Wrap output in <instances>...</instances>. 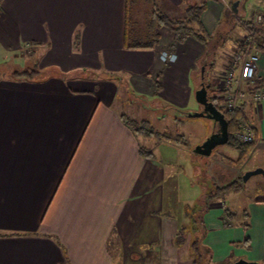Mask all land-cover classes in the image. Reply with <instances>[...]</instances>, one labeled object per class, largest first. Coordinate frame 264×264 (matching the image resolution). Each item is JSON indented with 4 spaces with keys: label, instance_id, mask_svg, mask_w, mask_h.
Listing matches in <instances>:
<instances>
[{
    "label": "crops",
    "instance_id": "crops-1",
    "mask_svg": "<svg viewBox=\"0 0 264 264\" xmlns=\"http://www.w3.org/2000/svg\"><path fill=\"white\" fill-rule=\"evenodd\" d=\"M243 1L0 0V264H192L175 241L181 221L165 217L185 206L162 174L164 163L179 160L164 148L155 155V135L124 118L149 123L161 100L188 111L201 82H215L210 95L221 104L218 77L245 30L259 26L264 37V14L243 20ZM194 5L203 6L197 30L206 45L192 35L177 40L157 18L180 19ZM135 6L143 12L132 13ZM252 44L254 83L264 85V49ZM164 50L176 61L164 62ZM23 69L37 73L12 75ZM196 104L189 112L202 110ZM238 115L255 132L245 170L262 172L251 177L241 221L208 203L200 239L215 264H264V105L245 101ZM211 121L209 132L218 133ZM169 143L156 142L179 145ZM212 165L236 176L220 188L238 187L239 167Z\"/></svg>",
    "mask_w": 264,
    "mask_h": 264
},
{
    "label": "rangeland",
    "instance_id": "rangeland-1",
    "mask_svg": "<svg viewBox=\"0 0 264 264\" xmlns=\"http://www.w3.org/2000/svg\"><path fill=\"white\" fill-rule=\"evenodd\" d=\"M242 6L244 16L241 17L243 20L248 19L250 15H254L255 13L264 14V0H244ZM138 8L139 9L137 10L136 6L133 7L132 13L134 11L143 12L141 6ZM241 17L234 19V33L238 32L240 27V23L238 21L242 19ZM140 19H142V21L147 19L145 11ZM259 33L261 35V28ZM92 70L95 71L94 69ZM88 71L89 70H86L83 73L88 74ZM214 84L215 82L211 81V86L207 90L209 94L214 91ZM126 95L127 97L134 96L132 93H127ZM148 100L149 99H144L145 105L151 104ZM141 105H143L142 102ZM196 106L198 105L195 102L194 95L191 97V105L188 107V111H178L177 108L175 109V107L166 104L161 100L160 103L155 106L154 118H151V121L146 124V129L158 132L162 135L161 137H157L156 133L154 136V143L150 146L151 151H153L155 155L162 152L164 148V151L169 157L173 156L179 160L174 164L164 163V171L162 172L165 176L164 179L175 183L177 201L185 204L184 208L181 210L173 211L170 208L165 214V217L176 218L181 221L175 235V241H179V243H181L180 246H182V254L185 258H197L198 262L201 264H215L212 262V258H210L211 249L208 245L203 244L200 239L202 231L205 230V226L202 222L204 210L207 209L209 202L219 201L223 206V215L228 212H232L236 214V221H241V212L245 208L246 202L248 201L247 195L249 183L254 174L249 175L246 179L242 178L246 172L252 171V169L245 170L248 165V154L246 152L244 156L239 158L236 162L235 160L238 155V149L236 150V148H230L226 144L215 145L213 147V151L207 155L199 153H194L192 155L193 157L184 155V153L186 155L187 153L186 149H183V147L194 150L196 146L202 144L206 137L210 135L209 126L212 122L210 119L204 116L186 117V115L196 113L189 112L196 108ZM139 111L141 113L140 109ZM134 121L139 123L138 120ZM177 136L181 139V142H178L179 145H177L178 143H175L174 140ZM164 139H170L171 143H175L177 146L171 147V145L168 144L165 146H158V140L160 141ZM167 145L170 146L169 149L166 147ZM156 146L157 148H155ZM191 159H193V164L191 163ZM215 160H222V162L235 168L239 167L240 170L238 173H240L237 174L239 182L238 187L235 190L220 188L224 183H228L236 176L234 177L227 167L212 165V162ZM242 166L244 168L241 169ZM222 173L225 174V177L221 175ZM187 193L193 195V200L190 201L187 198H184ZM195 197L197 198L195 199ZM182 198L186 200H183ZM231 217L232 216H229V219H233ZM192 242H195L194 249L191 248ZM145 249L147 248H144V251L146 252L147 250ZM218 264H224V262L220 260Z\"/></svg>",
    "mask_w": 264,
    "mask_h": 264
},
{
    "label": "built area",
    "instance_id": "built-area-1",
    "mask_svg": "<svg viewBox=\"0 0 264 264\" xmlns=\"http://www.w3.org/2000/svg\"><path fill=\"white\" fill-rule=\"evenodd\" d=\"M252 40V29H246L239 41V47L229 55L218 77L217 87L221 92L220 105L229 114L238 110L245 101H250L255 108L264 105V86H253L259 53L253 49ZM172 55L177 57L174 52L164 50L160 53V58L164 62H172L169 59ZM232 136L240 143L253 142L255 132L252 123L249 120L240 121Z\"/></svg>",
    "mask_w": 264,
    "mask_h": 264
},
{
    "label": "trees",
    "instance_id": "trees-1",
    "mask_svg": "<svg viewBox=\"0 0 264 264\" xmlns=\"http://www.w3.org/2000/svg\"><path fill=\"white\" fill-rule=\"evenodd\" d=\"M128 2V0H127ZM202 5H194L190 8H188L187 10V16H184L180 19L177 18H172V17H168L165 14L159 13L157 15V18L159 19V22L161 24L166 25L167 27H169V29H171L174 33H175V37L177 40H182L184 39L186 36L188 35H192L194 36L196 39L201 40L203 43H205V45L208 43L206 41V36H204L201 32H198V17H199V13L200 10L202 9ZM250 28L253 31V42H254V47L257 50H262L264 49V37L262 35V37H260V28L259 27H255L254 25ZM130 47H143L142 45H133ZM37 71L33 70V69H23L20 71H14L13 72V76H27V77H32L34 74H36ZM254 87L257 86H264V85H258L257 83L253 84ZM210 87V84L208 86V88ZM207 88V90H208ZM208 98L210 99V101L215 105V107L220 110L223 113V116L226 120L227 123V140L225 142V144L230 147V148H236L239 150L240 152V158L242 157V155H244L251 147L252 143H248V144H244V143H240L237 142L236 140H234L232 134L233 131L235 129H237L238 123L241 121V116L238 115V110H235L233 113L229 114L228 112H226L221 105L217 102L216 97L215 96H211L208 93ZM124 122L129 125L135 132H139V133H143L145 135L148 134H153L157 135V137H161L162 135H160L158 132H153L151 130H147L146 129V121H141L139 123H136L134 120L132 119H127L124 118ZM174 140L176 142H180L181 139L180 137H175ZM140 153L143 154L144 156H150L152 154V152L145 150L144 148L140 149ZM231 186V184L229 185H225L223 188L229 187ZM0 235H6V234H0ZM9 235V234H7ZM194 243H191V248L194 249ZM192 264H201L198 262V259H193Z\"/></svg>",
    "mask_w": 264,
    "mask_h": 264
},
{
    "label": "water",
    "instance_id": "water-1",
    "mask_svg": "<svg viewBox=\"0 0 264 264\" xmlns=\"http://www.w3.org/2000/svg\"><path fill=\"white\" fill-rule=\"evenodd\" d=\"M208 83H200L199 87L194 91L195 101L202 106V110L197 113L189 114V116H204L213 120L218 126V133H210L202 144L195 147L194 151L199 154L207 155L211 147L217 144H223L227 140V123L223 117V113L218 110L207 96ZM262 172V169L256 168L252 171L246 172L242 178L246 179L249 175ZM233 264H254L253 262H246L244 260H237Z\"/></svg>",
    "mask_w": 264,
    "mask_h": 264
},
{
    "label": "clouds",
    "instance_id": "clouds-1",
    "mask_svg": "<svg viewBox=\"0 0 264 264\" xmlns=\"http://www.w3.org/2000/svg\"><path fill=\"white\" fill-rule=\"evenodd\" d=\"M169 59L172 61V62H175L177 57L175 55H172L171 57H169Z\"/></svg>",
    "mask_w": 264,
    "mask_h": 264
}]
</instances>
